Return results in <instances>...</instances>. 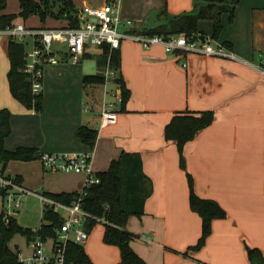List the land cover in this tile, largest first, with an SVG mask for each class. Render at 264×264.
<instances>
[{
    "label": "crops",
    "instance_id": "crops-1",
    "mask_svg": "<svg viewBox=\"0 0 264 264\" xmlns=\"http://www.w3.org/2000/svg\"><path fill=\"white\" fill-rule=\"evenodd\" d=\"M109 1L73 0L79 9L101 8ZM192 2L120 0V17L132 22L121 29L131 33L155 27L164 9L178 15L190 12ZM5 10L0 15L19 13V1L15 13ZM222 22L224 28L218 40L211 38V22H200V30L215 44L227 43L235 60L196 53L169 54L161 46L143 49L130 40L122 41L119 74L130 91L125 112L120 111L115 99L120 91L115 82L106 87L84 86L86 75L81 84L76 79L63 82L59 77L67 76L66 64L46 69L41 112L26 109L10 93V39L0 33V110L10 111L12 127L5 140L6 149L37 148L42 154L92 152L94 175L106 171L123 152L141 154L143 171L152 181L153 190L144 215L130 218L127 231L135 235L131 246L147 264H256L249 260L248 248L258 249L264 257V76L260 73L264 67V0H240L233 22H229L228 15L222 16ZM15 24L29 28L66 25L49 20V26H44L35 16L27 21L19 18ZM93 48L86 47L77 65L101 54L100 49L94 54ZM95 66V73L90 75L99 72L96 60ZM104 71L100 72L103 76ZM107 98L111 99L108 103L116 104L117 121L102 126V104ZM206 111L214 113V121L186 144L183 170L177 144L166 140L165 128L175 114ZM81 127L96 132L93 148L76 139L75 133ZM12 164L18 171L12 172L13 177H20V185L38 198L79 193L86 180L85 174L47 175L39 159L11 161L5 171L10 176ZM29 164L32 167L27 168ZM187 174L193 179L196 195L215 201L226 212V218L212 222V233L199 249L192 248L202 235V220L190 208ZM100 225L104 235L102 223L95 227ZM97 242L95 247L89 234L83 244L92 262L118 264V248ZM9 246L20 255L16 245ZM96 249L105 256L99 258ZM30 254L29 246L26 256Z\"/></svg>",
    "mask_w": 264,
    "mask_h": 264
},
{
    "label": "trees",
    "instance_id": "trees-1",
    "mask_svg": "<svg viewBox=\"0 0 264 264\" xmlns=\"http://www.w3.org/2000/svg\"><path fill=\"white\" fill-rule=\"evenodd\" d=\"M20 11L17 14L0 15V31H4L15 25L17 19L27 21L31 17H37L41 24L53 20L65 23L71 28H78L83 22L82 10L73 0H18ZM240 0H193V8L190 12L172 15L164 9L159 13L161 22L155 27L144 28L141 31H132V34L154 36L162 35L170 37L185 34L189 39L201 40L206 35L200 30V22L208 21L213 25L211 38L218 40L224 25L222 16L228 15L232 23L235 11ZM7 7V0H0V12ZM227 49L230 46L225 43ZM101 54L93 57L96 60L99 72L95 75H86L83 78L84 86H103L105 79L103 70L109 67L115 72V83L121 90L120 111H126V105L130 99V91L127 89L121 75L120 55L118 50H111L107 44L98 47ZM25 46L9 40L8 56L10 68L8 71V83L10 93L14 99L28 110L41 112L43 95L35 96L31 92L30 83L21 69L25 63ZM214 121L212 111L200 113L175 114L171 122L165 128V138L177 144L180 155V167L186 170L184 148L192 142L197 135L210 126ZM12 133L10 111L0 110V171L5 172L11 161L30 162L41 158L42 153L37 148L19 147L13 151L7 150L5 140ZM75 137L81 143L94 147L97 134L95 131L81 127ZM99 183L87 189V195L82 200L83 209L89 213L90 218L86 223L88 234L95 226L104 220L103 242L106 245L115 246L119 250L120 261L118 264H147L132 248L131 242L135 235L127 231L130 218H141L144 215V206L152 195V181L143 171L142 157L139 153L123 152L118 159L111 162L109 168L96 175ZM18 184L20 177H15ZM189 187V204L193 212L202 220V235L195 247L204 246L206 239L212 233V222L216 219L226 218V212L218 203L212 200L202 199L195 194L192 177L187 174ZM6 191L0 189V197H4ZM47 197L57 203L70 205L79 197V193L47 194ZM63 218L54 206H44L42 213V225L34 231L20 226L15 216L5 219L0 214V264H25L19 259L17 250L10 248L12 240L20 235L29 242L37 237L45 239L55 237ZM247 256L252 263L264 264L262 253L256 248H248ZM259 256L260 261L257 262ZM66 264H94L86 253L84 246L70 242L67 247Z\"/></svg>",
    "mask_w": 264,
    "mask_h": 264
},
{
    "label": "built area",
    "instance_id": "built-area-1",
    "mask_svg": "<svg viewBox=\"0 0 264 264\" xmlns=\"http://www.w3.org/2000/svg\"><path fill=\"white\" fill-rule=\"evenodd\" d=\"M82 23L78 28L63 26L59 28L40 27L29 28L23 24H15L3 32L10 40L25 46V63L21 69L30 83L31 92L35 96L43 94L44 75L47 68L61 64L77 65L84 56L86 47H100L107 44L111 50H119L124 40H130L150 49L161 46L166 53H196L206 57H226L236 59V55L225 46L215 44L211 38L203 40L189 39L185 34L165 37L162 35L145 36L128 33L121 29L122 25L130 26V20L123 21L120 17V0H111L101 8L84 6ZM185 65V64H184ZM260 73L264 76V67ZM105 87L114 83L115 72L107 65L104 71ZM120 89V88H119ZM117 103H121V90L115 94ZM115 103L103 102L102 126L114 124L117 121ZM40 161L45 170L63 173L85 174L84 186L79 197L70 205H64L40 195L44 206H54L67 212L55 237L42 239L37 237L30 242L31 254L19 259L25 264H66L67 247L70 242L83 245L89 239L86 223L90 218L82 207V200L87 195V189L98 184L99 178L92 171V152L86 154H51L43 153ZM0 189L6 191L2 197L3 215L5 219L20 207L22 195L30 194L15 180V177L0 171ZM43 206V207H44ZM104 223V220H99Z\"/></svg>",
    "mask_w": 264,
    "mask_h": 264
},
{
    "label": "rangeland",
    "instance_id": "rangeland-1",
    "mask_svg": "<svg viewBox=\"0 0 264 264\" xmlns=\"http://www.w3.org/2000/svg\"><path fill=\"white\" fill-rule=\"evenodd\" d=\"M17 9H18V0H8V4H7V8H6L5 12L15 13L17 11ZM32 22L34 23L35 21H32ZM44 26H49V25L45 24ZM37 28H40V27H37ZM91 51L94 54L100 53L99 48H97V47L93 48ZM65 67H66L65 70L67 71V76H65V77L60 76L59 77V79L63 82H70V81H72V79H76L79 82V84H81L80 80H81L83 75L94 74L96 71L95 59H91V60L85 59L79 65H74V64L69 62L68 64H66ZM84 97H85V94H84ZM101 97H102V95H101ZM91 100H93V97H91ZM96 101H97V99H96ZM106 101L109 102V101H111V99L107 98ZM100 102L102 103L101 99H100ZM92 103H94V101ZM113 103H114V101H113ZM93 105L96 106L95 103ZM81 111L84 112V101H83V107L81 108ZM51 154H58V153H51ZM15 165L16 164H12V166H10L11 167L10 171H11L12 176H15V174L12 172H18L16 170ZM17 165H21V164H17ZM34 165H35V167H37L36 164H34ZM29 167H32L31 164H29V166L27 168H29ZM51 173L60 174L63 172H59V171L55 172V171L46 170L47 175L51 174ZM33 183H36V180H33ZM40 183H41V181H40ZM49 183H50V176H47V181H46L47 186H49ZM33 190L34 189H32V191ZM34 192H36V191L34 190ZM38 193L42 194L43 191H40ZM37 196L35 194H33L32 192H31V194L22 195L20 198V201H21L20 207L13 214L15 216V218L17 219L18 224L24 228H29V229L34 230V229L41 227V224H42L41 220H42V213H43V206L44 205H43L42 201ZM1 200H2V197H0V212L3 211V206H1ZM58 211L62 217H65L67 215V212L65 210L58 209ZM90 234L92 236V239H94L95 247L98 245L97 241L100 242V240H101V242L103 243V232H102V226L101 225L99 227L97 226V228L95 227L91 231ZM28 243H29V241H27V239L25 237L18 235L12 240L11 247L15 248V245H16L19 248L20 255H22L23 257H26V255L28 254V251H29V246H30ZM95 252L99 256V258H103L105 256L104 253L98 249H96Z\"/></svg>",
    "mask_w": 264,
    "mask_h": 264
},
{
    "label": "water",
    "instance_id": "water-1",
    "mask_svg": "<svg viewBox=\"0 0 264 264\" xmlns=\"http://www.w3.org/2000/svg\"><path fill=\"white\" fill-rule=\"evenodd\" d=\"M201 40H203V37L201 38Z\"/></svg>",
    "mask_w": 264,
    "mask_h": 264
}]
</instances>
